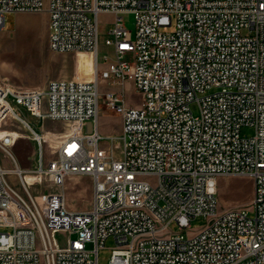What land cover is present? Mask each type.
Listing matches in <instances>:
<instances>
[{
	"label": "built area",
	"instance_id": "built-area-1",
	"mask_svg": "<svg viewBox=\"0 0 264 264\" xmlns=\"http://www.w3.org/2000/svg\"><path fill=\"white\" fill-rule=\"evenodd\" d=\"M41 12L49 51L90 53L95 72L90 81L0 87V125L40 136L21 112L77 125L48 145V159L39 142L26 170L0 135L10 163L0 160V264H97L108 238L109 264H264V0H0V28L7 13ZM99 14L112 16L104 46L113 59L104 54L102 69ZM124 83L139 106L110 89ZM100 103L119 117L117 134L100 133ZM80 176L91 178V203L72 211L66 180ZM231 176L251 179V198L220 210L217 179ZM196 217L206 223L192 230Z\"/></svg>",
	"mask_w": 264,
	"mask_h": 264
},
{
	"label": "rangeland",
	"instance_id": "rangeland-1",
	"mask_svg": "<svg viewBox=\"0 0 264 264\" xmlns=\"http://www.w3.org/2000/svg\"><path fill=\"white\" fill-rule=\"evenodd\" d=\"M125 28L134 34V18L130 13H123L121 15ZM98 63L99 68L104 67V62L101 58L107 54V61L113 59V54L110 48L104 46L106 33L112 22V16L109 14L98 15ZM47 17L46 14L41 13H7L4 15V23L0 28V87H12L16 91H26L36 87H42L49 81L57 79H75L82 81H90L93 74V57L87 52L75 53H52L47 47V32H46ZM105 87H102V91ZM110 88V87H109ZM111 90H118L122 92L127 104L136 107L139 106L142 97L136 93L128 83H124V87H111ZM193 114L196 115V109L192 106ZM99 118L98 124L101 129L102 126L110 127L116 121V114L108 110L103 104H99ZM22 116H27V119L32 123L33 128L38 132L42 130L40 136L35 135L25 125L23 130L18 124L13 123L14 127L9 125H0V135L8 134L10 132L18 133V137L13 139V145L10 151L14 154L18 151L21 156L22 166L17 165L21 169H30L34 163V159H29V151L34 148L32 140L35 141L36 147L38 143L43 144V156L48 159L49 152L47 147L59 140V137L64 135L65 129L60 123L44 121L40 122L34 117L25 115L21 112ZM76 126L69 128L71 133L75 132ZM84 134L92 132V125L90 121H85L80 125ZM114 133H118L117 124L114 127ZM25 129V130H24ZM29 134H25V131ZM111 133V132H110ZM252 134L250 128H241L240 135L248 137ZM29 136L30 138L26 137ZM43 136V139L42 137ZM44 137L46 139H44ZM56 138V140H52ZM33 141V142H34ZM36 150V149H35ZM6 153V151L3 149ZM0 148V160L6 167L10 163L4 158V153ZM25 179L30 183L34 178L32 175L27 174ZM150 184H154L152 179ZM216 197L218 200V208L226 210L229 208L245 206L251 198L252 194V181L249 177L231 176L228 178L217 179ZM47 187H43L34 192L41 198L46 192ZM66 205L72 209L83 210L88 208L91 203V178L87 176H80L78 178H71L66 180ZM251 216V213H248ZM206 223L203 217H196L191 220L190 228L192 230L199 229ZM173 232H178L175 225H170ZM1 231H5L0 229ZM6 231H11L7 229ZM184 234V232H183ZM74 238V235H70ZM115 246L111 238L106 239L104 246L97 251V264H109L111 251ZM89 247V246H88ZM87 247V248H88Z\"/></svg>",
	"mask_w": 264,
	"mask_h": 264
},
{
	"label": "crops",
	"instance_id": "crops-1",
	"mask_svg": "<svg viewBox=\"0 0 264 264\" xmlns=\"http://www.w3.org/2000/svg\"><path fill=\"white\" fill-rule=\"evenodd\" d=\"M130 86H131V84L130 83H128ZM123 87H124V85H123ZM11 91H16L14 88H12V87H8ZM131 88H132V86H131ZM133 89V88H132ZM114 91H118V90H114ZM119 92V91H118ZM1 107L2 106H0V109H1ZM100 114V113H99ZM117 116V115H116ZM115 119H116V121L112 124V126H110V127H104V126H102L103 128L101 129V127H99V131H100V133L101 134H104V135H107V134H110V132L111 133H114V130H116L114 127H115V124H117V127H118V132H119V129H120V119H119V117L117 116V117H115ZM4 135V134H3ZM5 135H7L9 138H10V140H13V139H15L16 137H18V133H16V132H10V133H8V134H5ZM2 136V135H1ZM42 137V139H43V136H41ZM44 139H46L45 137H44ZM9 140V141H10ZM52 140H56V138H52ZM32 141V140H31ZM32 144L34 145V148L36 149H31L30 151H29V155H30V157H29V159H32V158H35L36 159V156H37V147H36V143L35 142H33L32 141ZM47 149V151L49 152V156H51V154H50V149H49V147H47L46 148ZM6 152H7V149H4ZM18 151H20V150H17V152H15V154H16V159H17V162H18V165H21L22 166V161H21V156H20V153H18ZM34 159V160H35ZM20 166V167H21ZM32 166V165H31ZM23 167V166H22ZM67 206V205H66ZM67 208L69 209V210H72V211H77L76 209H72V208H70V207H68L67 206Z\"/></svg>",
	"mask_w": 264,
	"mask_h": 264
},
{
	"label": "bare ground",
	"instance_id": "bare-ground-1",
	"mask_svg": "<svg viewBox=\"0 0 264 264\" xmlns=\"http://www.w3.org/2000/svg\"><path fill=\"white\" fill-rule=\"evenodd\" d=\"M78 52H83V51H78ZM92 57H93V61H94V63H93V74H92V78H93V75H94V72H95V60H94V56L93 55H92ZM78 81H82V80H78ZM71 126H72V124H68L67 126H63L65 131H66V132H64L63 136H66V135L71 133L70 130H69V128H71Z\"/></svg>",
	"mask_w": 264,
	"mask_h": 264
}]
</instances>
